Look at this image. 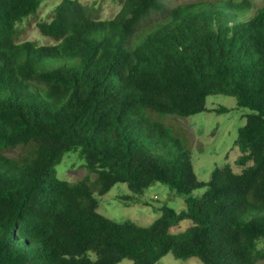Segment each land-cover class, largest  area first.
Listing matches in <instances>:
<instances>
[{"label":"trees","instance_id":"16d2710c","mask_svg":"<svg viewBox=\"0 0 264 264\" xmlns=\"http://www.w3.org/2000/svg\"><path fill=\"white\" fill-rule=\"evenodd\" d=\"M41 1L0 0V264H157L169 253L264 264V5L124 0L102 20L96 5L62 0L38 23L54 43L21 41L18 23ZM217 94L249 111L235 141L244 170L204 182L167 117L209 112ZM77 150L85 178L58 179ZM117 184L136 203L162 184L185 207L165 203L148 226L114 222L97 195Z\"/></svg>","mask_w":264,"mask_h":264},{"label":"rangeland","instance_id":"374dc122","mask_svg":"<svg viewBox=\"0 0 264 264\" xmlns=\"http://www.w3.org/2000/svg\"><path fill=\"white\" fill-rule=\"evenodd\" d=\"M62 0H42L41 6L36 15H31L18 27L23 34L21 41L35 42L38 45H52L54 42L41 35L38 23L50 21L54 9ZM87 9L95 6L98 10V17L102 20L114 18L122 9L124 0H78ZM214 2L218 0H164L170 7L182 3ZM253 12L264 5V0H252ZM98 8V9H97ZM152 25V21H148ZM148 25V26H150ZM147 26V27H148ZM207 106L209 112L200 113L188 118L167 117L171 121L176 133H182L186 143L191 142L193 152V163L199 181L208 182L212 178V173L216 169H223L230 166L231 169L240 174L244 167L237 165V160L241 152L235 145L238 137V129L245 124L248 110H244L237 105L235 97L224 94L213 95L208 99ZM228 109L229 112L218 114L216 111ZM19 150L9 153L16 156ZM57 178L70 183H78L86 176L85 161L82 159L80 151H73L66 154L56 167ZM203 190L196 191L201 194ZM131 196L127 185L117 184L104 196H98L99 209L97 213L105 216L114 222L121 223L132 221L141 226H148L160 215V209L165 203L177 211L184 209L185 201L182 196H178L168 187L156 184L145 190L141 197L143 202H132L126 197ZM191 223L183 221L178 226L172 228L173 233L186 230ZM263 248V245H260ZM264 263V259L260 260ZM119 264H132L130 260H123ZM157 264H203L197 258L188 260L176 259L172 253L163 257Z\"/></svg>","mask_w":264,"mask_h":264}]
</instances>
